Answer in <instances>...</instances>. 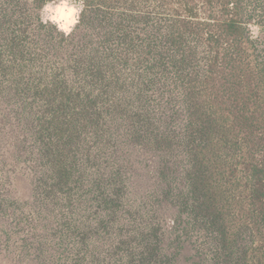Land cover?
<instances>
[{
	"label": "trees",
	"instance_id": "trees-1",
	"mask_svg": "<svg viewBox=\"0 0 264 264\" xmlns=\"http://www.w3.org/2000/svg\"><path fill=\"white\" fill-rule=\"evenodd\" d=\"M51 1L0 0L35 259L178 264L195 235L199 264H264V0H83L67 35Z\"/></svg>",
	"mask_w": 264,
	"mask_h": 264
},
{
	"label": "rangeland",
	"instance_id": "rangeland-1",
	"mask_svg": "<svg viewBox=\"0 0 264 264\" xmlns=\"http://www.w3.org/2000/svg\"><path fill=\"white\" fill-rule=\"evenodd\" d=\"M59 2L60 0H53L47 5L55 7ZM69 2L75 5L82 3L83 0H69ZM202 2L203 0H198L199 8L204 7ZM175 7L168 5V10L171 12ZM205 9L204 7L201 12ZM167 14H169L168 11ZM48 15L49 13L43 8L42 17L48 20ZM249 29L253 36L259 33V28L256 26L252 25ZM262 32L264 33V30ZM12 130L10 123L3 121L0 117V264H51L48 261L36 260V254L29 246L32 243L34 224L31 209L34 199V163L25 151L19 152L16 149ZM145 159L146 163L143 162L140 168L144 174L149 171L152 164L149 155ZM163 223L166 227L170 226L172 217L167 215ZM190 240L181 257H178V264H199L195 249L197 238L193 235ZM47 248L49 252L50 247ZM56 257H61L62 261H78L77 264H86V254L82 252L60 253L56 250Z\"/></svg>",
	"mask_w": 264,
	"mask_h": 264
},
{
	"label": "clouds",
	"instance_id": "clouds-1",
	"mask_svg": "<svg viewBox=\"0 0 264 264\" xmlns=\"http://www.w3.org/2000/svg\"><path fill=\"white\" fill-rule=\"evenodd\" d=\"M83 8V4H72L69 0H60V2L52 7L45 5L44 10L49 13L47 19L53 22L59 30L66 35L72 31L75 24L78 23L79 13Z\"/></svg>",
	"mask_w": 264,
	"mask_h": 264
}]
</instances>
